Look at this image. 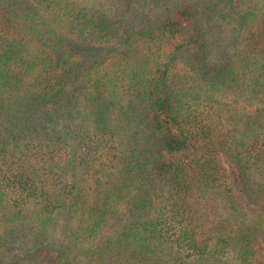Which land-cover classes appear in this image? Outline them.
<instances>
[{"label": "trees", "instance_id": "1", "mask_svg": "<svg viewBox=\"0 0 264 264\" xmlns=\"http://www.w3.org/2000/svg\"><path fill=\"white\" fill-rule=\"evenodd\" d=\"M0 264H264V0H0Z\"/></svg>", "mask_w": 264, "mask_h": 264}, {"label": "rangeland", "instance_id": "2", "mask_svg": "<svg viewBox=\"0 0 264 264\" xmlns=\"http://www.w3.org/2000/svg\"><path fill=\"white\" fill-rule=\"evenodd\" d=\"M137 3H138V2H136V3L134 2V5L137 6ZM138 4H139V3H138ZM183 156H184V155H182V154L177 155L178 158H182ZM230 179H231V183L234 185L235 182H234V177H233L232 175H231V178H230ZM121 219H123L122 216L119 217V220H121Z\"/></svg>", "mask_w": 264, "mask_h": 264}]
</instances>
